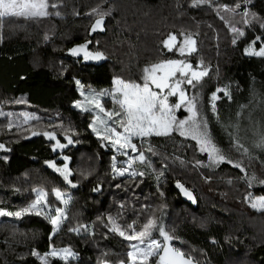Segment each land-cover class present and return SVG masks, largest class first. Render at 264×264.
I'll list each match as a JSON object with an SVG mask.
<instances>
[{
	"label": "trees",
	"instance_id": "1",
	"mask_svg": "<svg viewBox=\"0 0 264 264\" xmlns=\"http://www.w3.org/2000/svg\"><path fill=\"white\" fill-rule=\"evenodd\" d=\"M235 3L241 8L220 7ZM94 9L110 13L104 31L91 32L98 18ZM56 10L59 16L17 18V26L0 29V144L9 149H0V208L28 206L37 189L48 192L51 206L64 207L52 191L59 188L71 197L65 209L68 219L52 235L53 226L43 214L0 217V264H41L32 251L46 253L52 246L77 254L68 264H127L130 242L111 231L109 216L137 230L154 216L176 238L173 244L199 264H264V212L253 209L248 199L249 193L264 196V184L248 183L252 175L264 180V151L243 143L249 149L245 154L237 149L232 132H215L212 140L226 160L211 163L193 140L173 132L137 140L146 161L136 166L144 175L118 176L112 157L121 168L124 156L92 132L95 112L76 107L85 97L75 83L81 81L86 94L90 89L101 92L111 90L116 77L139 82L143 67L158 60L186 59L193 67L202 60L208 75L187 91L197 97L203 116L212 110L217 89L230 93H216L221 98L215 103L224 104L238 91L264 82V57L245 52L256 37L261 38L254 45L259 50L264 28L258 21L245 24L242 16L248 11L264 20V0H214L200 7H193L192 0H62ZM233 26L245 35L233 33ZM170 33L178 41L180 33L191 34L197 52L185 57L175 49L169 52L162 41ZM87 41H92L90 50L103 52L106 59L85 61L71 55L72 48ZM101 103L108 110L117 107L109 96ZM21 113L40 118L25 121ZM52 132L61 144H67L68 136L73 143L53 151L56 141L44 134ZM51 162L57 167L67 163L76 187ZM225 177L232 179V187L225 185ZM178 185L194 202L183 199ZM80 225L88 229L81 228L79 234L68 230ZM52 264L65 262L54 258Z\"/></svg>",
	"mask_w": 264,
	"mask_h": 264
},
{
	"label": "snow or ice",
	"instance_id": "2",
	"mask_svg": "<svg viewBox=\"0 0 264 264\" xmlns=\"http://www.w3.org/2000/svg\"><path fill=\"white\" fill-rule=\"evenodd\" d=\"M244 4H248L250 0H243ZM62 0H0V29L3 28L4 22L11 18H22L25 20H41L50 16H59L58 9L61 6ZM214 0H192L193 7H200L201 5H212ZM240 3H235L233 6H220L223 11H235L241 8ZM93 14L98 18L92 25L91 32L104 31V20L110 13L103 12L100 9H94ZM219 14V12H218ZM242 16L245 18L244 23L251 25L253 21H258L260 27L264 28V20H261L253 13L244 11ZM251 16V19L247 17ZM222 20L223 16L220 17ZM231 31L238 36H244L245 33L232 27ZM182 37L178 41L177 35L170 33L162 45L169 52L174 49L181 57L191 56L197 52L196 40L191 34L180 33ZM260 37H256L251 45L245 49L249 56L264 57V42L257 50L254 45ZM92 41H87L83 45H79L70 50L71 55L81 57L85 61L93 60L100 61L106 59L101 51H93L89 49V44ZM235 43V39L233 40ZM208 75V69L203 67L201 60L194 68L193 64L186 59H166L158 60L143 67L142 75L139 82L133 80H124L116 77L113 79V88L111 90H103L96 92L90 89L86 94L84 92V85L81 81L76 80L75 83L80 88V94L85 97L84 102H77L76 107L81 108L85 112H95V119L90 124L92 132L102 142H106L108 146L115 149L119 155L127 156V167L118 168L116 166V156L112 157V169L118 176L125 174L135 177L143 176V172L135 170L129 171L132 163L138 160L144 163L146 158L141 151L137 157L129 155L128 150L135 153L138 151L137 144L133 143L134 138H138L141 142H145V138L151 136H170L173 132L179 133L180 136L190 137L196 140L200 146L201 152H207L213 163H221L226 160L225 155L217 148L213 142L207 128V121L201 115L197 107V97L189 96L186 86L195 88L202 79ZM217 92H224L225 95L230 96L226 89H217L211 96L212 111L216 110V101L219 99ZM109 96L114 105L117 107L108 110L101 103V98ZM171 97H176L175 103L170 102ZM189 113L183 119L177 117L176 112L182 108ZM28 119H39L38 117H28L25 114V121ZM11 127V125L9 126ZM121 129V130H118ZM238 128V125H237ZM51 140L56 141V148L63 149L67 144L73 143L72 137H67V144H61L56 140V134L44 133ZM36 135V133H33ZM103 146V143H102ZM253 147L264 149V130L257 134V138L253 141ZM0 149L8 151L3 144H0ZM237 149L243 151L245 154L249 152L243 143L239 142L237 137ZM151 151V148H149ZM64 160H69L65 156ZM232 163L231 160L227 161ZM50 167L54 168L56 172L60 173L63 179L72 187H76L69 177L72 175L71 169L65 163L63 167H57L55 162L50 163ZM234 167L237 169H244L240 163H235ZM253 182L264 184V180H257L255 175L248 177V183ZM178 187L183 188L182 185ZM98 190V189H97ZM55 199L59 201L64 207H53L50 205L47 196L48 192L43 189L36 190V199L28 206L16 211H8L0 208V217H16L22 218L25 215H44L52 227V235L59 232L61 225L68 219L65 211L71 197L59 188L52 190ZM185 191V195L189 199H193L190 192ZM250 206L257 211L264 212V196L252 197L251 193L248 196ZM108 220L111 224V231L118 233L126 241H129V251L126 253L127 264H199L190 253H186L181 248L173 244L176 239L165 230L162 223H159L153 216L147 220L143 226L137 230L134 224H129L126 228H121L116 221L109 216ZM81 228L88 229L87 225H80L78 227L70 228L69 231L80 233ZM155 234V235H154ZM162 237L163 240L157 238ZM35 256L41 264H52V259L58 258L64 261L65 264L77 257L70 248L57 249L54 246L46 253H40L33 250L31 253ZM120 264H125V261H120Z\"/></svg>",
	"mask_w": 264,
	"mask_h": 264
},
{
	"label": "rangeland",
	"instance_id": "3",
	"mask_svg": "<svg viewBox=\"0 0 264 264\" xmlns=\"http://www.w3.org/2000/svg\"><path fill=\"white\" fill-rule=\"evenodd\" d=\"M16 19L17 18H11L9 20H6L4 22L3 28L7 26H17ZM188 95L191 96L189 93ZM219 98H221V96ZM176 100H177L176 97L170 98V102L172 103H175ZM17 102L18 101H16V103ZM217 108L220 109L218 110ZM180 112L182 114L181 115L182 118L179 117L178 115V113ZM176 115L178 118L183 119L187 117L189 113L182 106V108L176 112ZM33 116L35 115L31 114V116L28 117H33ZM21 117L23 118V120H25V115H23L22 113H21ZM35 117L40 118V116L38 115H36ZM203 117L207 121V128L211 138L215 132L217 133L225 132L228 135L230 134V132H232L234 135L232 136V140H234L233 142H235V139L237 140V137H239L240 143H245L246 146L251 149H257V147H253L252 144L253 141L257 138V134L261 130H264V82L262 81L256 86L238 91L237 93H235L234 98L230 102L225 101L224 104L223 103L216 104L215 112H213L212 110L209 111L208 113L204 112ZM37 120L39 119H36L35 121ZM27 121H33V119H28ZM215 124L217 125V127H215ZM186 138L193 140L190 137H186ZM137 140L141 142L138 138H134L133 143H136ZM193 141L197 144L199 153L203 154V152L200 151V146L197 143V141L196 140ZM139 146L141 145L137 144L138 151L135 153L131 152V150H128L129 155H131L132 157H137L141 152ZM263 151L264 149L260 150V152ZM204 153L207 154L209 161L213 163L208 153L207 152ZM127 161H128V157L124 156V160L120 164L122 166L121 168L127 167ZM137 162L138 164L141 163L138 160L134 161L129 171H133V170L137 171V166H136ZM199 164L200 163L198 161L197 166ZM225 178H226L225 185L227 187H232L233 186L232 179L227 177ZM121 228H126V227L125 225L122 224ZM104 264H110V263H104Z\"/></svg>",
	"mask_w": 264,
	"mask_h": 264
},
{
	"label": "water",
	"instance_id": "4",
	"mask_svg": "<svg viewBox=\"0 0 264 264\" xmlns=\"http://www.w3.org/2000/svg\"><path fill=\"white\" fill-rule=\"evenodd\" d=\"M185 189L184 188H180V193H181V196L183 197V199L189 203H192L194 202V198L193 199H189V197L187 195H185ZM189 192V191H188ZM192 195V194H191ZM193 197V196H192Z\"/></svg>",
	"mask_w": 264,
	"mask_h": 264
}]
</instances>
